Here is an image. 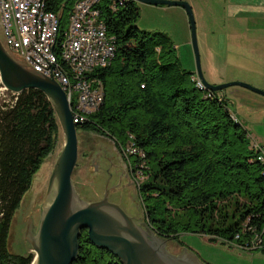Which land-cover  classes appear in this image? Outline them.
<instances>
[{
    "label": "trees",
    "instance_id": "obj_1",
    "mask_svg": "<svg viewBox=\"0 0 264 264\" xmlns=\"http://www.w3.org/2000/svg\"><path fill=\"white\" fill-rule=\"evenodd\" d=\"M74 1L48 0L47 9L61 11L65 20ZM98 8L114 54L94 74L103 99L76 130L132 147L135 152L125 156L145 177L138 184L145 218L161 236L183 244L179 235L190 233L246 249L264 247V163L248 130L224 96L195 85L194 73L182 67L165 32L137 26L134 0H100ZM60 132L42 91L0 95V264L33 259L31 253L9 251V228ZM256 235L261 244L251 247ZM72 264L122 263L92 244L84 229Z\"/></svg>",
    "mask_w": 264,
    "mask_h": 264
},
{
    "label": "rangeland",
    "instance_id": "obj_2",
    "mask_svg": "<svg viewBox=\"0 0 264 264\" xmlns=\"http://www.w3.org/2000/svg\"><path fill=\"white\" fill-rule=\"evenodd\" d=\"M183 1L190 5L194 16L199 66L202 74L204 69L210 68L213 73L219 74L226 81L218 84L230 81L246 82V53L244 50L237 51L241 53L237 57L236 52H229L230 49L227 46L219 49L225 40L217 32H211L212 30H226L224 20L228 22V29H237L240 27L242 18L233 12V8L230 9L228 16L224 15L221 0ZM135 2L139 10L137 26L142 30L165 32L174 43L182 67L194 73L192 80L198 78L186 10L180 5ZM7 50L14 59L20 61L13 51ZM224 52L227 53L226 58L222 55ZM4 91V87L1 86L0 95L4 96ZM216 93L225 97L230 110L248 130L252 145L256 146L259 145L258 142H263L264 104L262 100L264 97L239 85H230ZM73 95L76 97L75 92ZM262 120L263 122H260ZM77 140L78 158L72 181L80 197L86 201L97 200L102 197L107 186L110 201L119 204L128 215L144 222L146 218L138 193V184L145 177L140 169L135 172L131 169L130 158L125 156V154L129 156L133 153L132 147L127 144V147L119 148L113 140L81 129L77 131ZM62 145L63 133L61 131L55 149L46 156L34 173L31 186L23 195L21 204L13 215L7 240L8 249L13 253H31L34 256V251L25 237V222L27 215L35 214L36 222L33 231L36 232L41 210L45 204L48 179ZM179 236L185 246L196 252L208 264H264V247L261 246L246 249L234 242L208 241L206 237L197 234L181 233ZM169 246L172 250L177 251L178 249L175 241L171 240Z\"/></svg>",
    "mask_w": 264,
    "mask_h": 264
},
{
    "label": "water",
    "instance_id": "obj_3",
    "mask_svg": "<svg viewBox=\"0 0 264 264\" xmlns=\"http://www.w3.org/2000/svg\"><path fill=\"white\" fill-rule=\"evenodd\" d=\"M153 5H180L188 15L191 42L197 63V74L205 88L219 91L239 85L264 95V90L243 81L211 84L203 77L199 66L195 20L190 5L183 0H134ZM0 83L5 90L18 94L26 89L42 91L52 103L63 133V145L50 173L45 204L36 232L29 234L34 251L30 264H72L79 250V236L86 229L89 241L106 249L122 264H205L197 254L186 248L179 254L166 249L165 239L150 242L132 216L108 199L109 189L101 198L86 201L76 191L72 174L78 158L76 123L66 92L55 79L26 67L6 50L0 40ZM150 230H152L150 228ZM153 231V230H152Z\"/></svg>",
    "mask_w": 264,
    "mask_h": 264
},
{
    "label": "built area",
    "instance_id": "obj_4",
    "mask_svg": "<svg viewBox=\"0 0 264 264\" xmlns=\"http://www.w3.org/2000/svg\"><path fill=\"white\" fill-rule=\"evenodd\" d=\"M99 2L75 0L62 20L61 11L47 9L48 0H0L3 46L26 67L56 80L67 94L75 122L98 109L103 86L95 70L108 65L114 54L112 38L99 18ZM193 80L206 89L199 77ZM256 147L257 159L264 163V143ZM251 244L260 245L261 238L256 235Z\"/></svg>",
    "mask_w": 264,
    "mask_h": 264
},
{
    "label": "crops",
    "instance_id": "obj_5",
    "mask_svg": "<svg viewBox=\"0 0 264 264\" xmlns=\"http://www.w3.org/2000/svg\"><path fill=\"white\" fill-rule=\"evenodd\" d=\"M221 3L224 15L228 16L230 9L233 8V12L239 18H242V21H240V27L237 29H228V22L224 20L226 30L211 31L213 33L217 32L225 40L219 46V49H224L227 46L230 49L229 52H236L237 57L241 54L237 51L244 50L246 53L245 80L252 86L264 90V0H221ZM222 55L225 58L227 57L226 52ZM233 60H236L234 54ZM203 75L204 79L212 84L226 82L222 76L213 73L210 68L204 69ZM233 78L240 79L241 77ZM261 96L264 97V95ZM262 103L264 104V100H262ZM260 122H263V120ZM262 143L264 141L258 142V144Z\"/></svg>",
    "mask_w": 264,
    "mask_h": 264
},
{
    "label": "flooded vegetation",
    "instance_id": "obj_6",
    "mask_svg": "<svg viewBox=\"0 0 264 264\" xmlns=\"http://www.w3.org/2000/svg\"><path fill=\"white\" fill-rule=\"evenodd\" d=\"M108 194H110V192L108 193ZM109 196V195H108ZM27 221L25 222V227H24V233H25V237H27L26 239L28 240V238H29V234L26 232V231H28L29 230V232H31V231H33L34 229H35V227H34V225H35V219H36V217H35V214H30L29 216L27 215ZM133 219H134V221L136 222V223H138L140 226H141V228H142V230L144 231V233H145V235L147 236V238H148V240L150 241V242H153V243H155L156 242V239H155V237L156 238H158V239H165V241H166V249L170 252V253H172V254H179V253H181L182 252V250L184 249V248H186L188 251H192V252H194L193 250H191L190 248H188L187 246H185L184 244H180L179 242H178V239H176V238H174V237H165V236H161L160 234H158L151 226H150V224L148 223V221L145 219V221L142 223L140 220H138V218H135V217H133ZM150 228L153 230H150ZM175 241V243H176V245L178 246V249H177V251H175V250H172L171 248H170V246H169V243H170V241ZM29 241V240H28ZM195 254H197L196 252H194ZM197 256L199 257V259L201 260V261H203V262H205V264H208L206 261H204L198 254H197Z\"/></svg>",
    "mask_w": 264,
    "mask_h": 264
}]
</instances>
